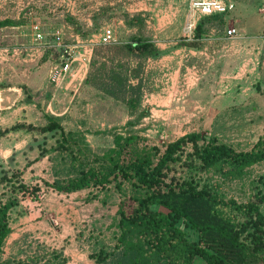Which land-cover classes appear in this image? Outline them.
<instances>
[{"label": "rangeland", "instance_id": "374dc122", "mask_svg": "<svg viewBox=\"0 0 264 264\" xmlns=\"http://www.w3.org/2000/svg\"><path fill=\"white\" fill-rule=\"evenodd\" d=\"M231 1L234 10L222 17L193 16L201 22L197 33L186 27L189 0H0V131L8 130L0 134V202H18L8 215L0 264L41 263L55 254L64 264H86L100 246L113 245L118 203L130 202L136 188L111 180L66 193L45 181L86 169L93 155L114 146L115 134L135 136L124 155L134 146L162 150L193 131L236 150L252 148L264 133V0ZM33 20L42 24L40 43L31 39ZM229 26L234 37L226 35ZM106 28L112 39L102 43ZM137 37L153 41L157 51L125 52ZM102 58L106 73L117 60L136 68L131 83L140 80L139 90L128 91L136 103L86 82L91 62L96 67ZM52 120L64 135L39 130ZM29 124L34 128L21 127ZM182 170L177 174L200 183L212 176ZM263 178L264 161L221 181L220 190L245 202L264 194Z\"/></svg>", "mask_w": 264, "mask_h": 264}, {"label": "trees", "instance_id": "16d2710c", "mask_svg": "<svg viewBox=\"0 0 264 264\" xmlns=\"http://www.w3.org/2000/svg\"><path fill=\"white\" fill-rule=\"evenodd\" d=\"M227 13L203 16L219 18ZM201 22L195 26L200 31ZM125 52L138 57L154 54L153 41L137 37L124 45ZM98 62L86 77V82L106 94L136 103L128 91H138L140 80L135 69L117 60L106 73L107 61ZM21 127L34 128L32 125ZM41 132L60 130L57 122L50 121L39 128ZM8 130L3 129L0 134ZM71 136L72 134L69 133ZM134 135L115 134L114 146L102 155H93L86 169L73 177L45 185L59 192H74L93 186H104L115 180L116 187L128 181L139 192L120 200L116 214L117 231L110 247L100 246L89 256L96 264H194L202 259L205 264H259L264 261V194H254L245 202L226 198L221 192V181L241 177L246 170L264 161V133L249 150H236L216 137L201 132H188L166 143L161 150L157 146L132 147ZM67 141V140H66ZM77 141H72L76 145ZM95 163V164H94ZM177 167L195 173L211 172L201 178L177 174ZM215 176V178L213 177ZM264 180V178H263ZM88 198H96L90 194ZM18 204L16 199L0 202V249L11 229L8 223L10 209ZM194 238H191V235ZM41 263L18 260L12 264H64L57 260Z\"/></svg>", "mask_w": 264, "mask_h": 264}, {"label": "built area", "instance_id": "2783aa9c", "mask_svg": "<svg viewBox=\"0 0 264 264\" xmlns=\"http://www.w3.org/2000/svg\"><path fill=\"white\" fill-rule=\"evenodd\" d=\"M189 7L192 11V16L190 15L186 21V27L189 32L194 30L196 22L194 20L195 15L198 17L209 16L212 14H222L228 13L234 10L235 6L231 0H189ZM31 39L35 43H40L44 38V32L42 29V24L38 20H33L30 23ZM226 35L229 37H234L237 35V30L234 26H229L226 28ZM55 37V43L59 45L61 43V33L59 30H55L53 33ZM112 39V32L110 28H106L101 37L102 43H108Z\"/></svg>", "mask_w": 264, "mask_h": 264}, {"label": "crops", "instance_id": "0c3cea01", "mask_svg": "<svg viewBox=\"0 0 264 264\" xmlns=\"http://www.w3.org/2000/svg\"><path fill=\"white\" fill-rule=\"evenodd\" d=\"M0 153H2V155H3V150L0 149ZM86 264H96V263L94 261H92V262H87Z\"/></svg>", "mask_w": 264, "mask_h": 264}]
</instances>
